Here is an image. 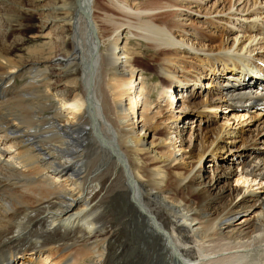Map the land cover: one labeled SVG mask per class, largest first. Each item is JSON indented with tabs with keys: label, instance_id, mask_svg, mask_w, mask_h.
<instances>
[{
	"label": "bare ground",
	"instance_id": "6f19581e",
	"mask_svg": "<svg viewBox=\"0 0 264 264\" xmlns=\"http://www.w3.org/2000/svg\"><path fill=\"white\" fill-rule=\"evenodd\" d=\"M41 1L0 0V264H264V0Z\"/></svg>",
	"mask_w": 264,
	"mask_h": 264
},
{
	"label": "rangeland",
	"instance_id": "374dc122",
	"mask_svg": "<svg viewBox=\"0 0 264 264\" xmlns=\"http://www.w3.org/2000/svg\"><path fill=\"white\" fill-rule=\"evenodd\" d=\"M29 1L30 0H20V2L23 4V5H26V6H28V3H29ZM48 0H42L41 2H40V4L42 5V4H45L46 2H47ZM231 0H220V2H223V5H225L226 7H228L230 4H231V2H230ZM130 2H132V3H135L138 7H142V8H145V7H148L149 5H150V2L151 3H153L154 5H158V4H160V0H130ZM215 3V5L218 3V0H211V2H210V4L208 5V7H210L211 5H213ZM0 5L1 6H4V3L3 2H0ZM222 4H220L219 5V7L218 8H220V9H218V10H221V8H222V6H223ZM204 8H206V6L204 7ZM2 9H4V8H2ZM115 14L116 15H118L117 13H114V17L117 19V21H122L123 19H124V17H122L123 15L121 14H119L121 17H118V16H115ZM169 16L170 15H168V16H162V18L160 19V20H158L161 24H165V22L169 19ZM41 19H44V17H41V16H38V17H33V18H30V19H25L24 20V22L25 23H27L28 22V24H37L39 21H41ZM126 20V19H125ZM204 23H205V21H204ZM1 25V24H0ZM205 26L206 27H208V31H209V34L210 35H214V36H217L218 38H219V40H218V38H217V41H216V43H210L209 44V46H214V44H218L219 43V41H220V39H226V36H225V38H221L222 36H223V33H221L220 32V30L219 29H214V28H212V26H210L208 23H206L205 24ZM105 28V29H104ZM100 29H103V30H101V32H102V36H108V31H106V30H108V27H105V26H101L100 25ZM104 32V33H103ZM104 34V35H103ZM106 34V35H105ZM35 34H33V33H29V34H27L26 35V39H25V45H27L28 47H34V46H36V45H42V44H44L45 43V41L44 40H41V39H39V38H34L33 39V36H34ZM215 38V37H214ZM136 39V40H135ZM145 42L143 41V40H141V39H139V38H135V37H133V39L132 38H128V40H127V44L128 45H130L131 47H132V50H135L137 53H139V55L141 56V57H143L142 59H140L139 60V62L137 61L136 62V64L138 65V67H140V73H138L139 75H142L143 77H145L146 78V81L148 82V83H150V86H152L153 88H152V91H151V95H150V98H151V100H152V102H155V101H157V99H159V92L162 90V88H161V86L160 85H162L163 84V81L156 75V63L157 62H160V59L163 57V53H160V52H156V51H154V49L153 48H151V49H148L146 46V43L144 44ZM30 44H31V46H30ZM27 47H24L23 48V50H20L19 51V53H22V54H25V49H26ZM193 60H195L193 57H191V60H190V62L191 61H193ZM195 62L197 63V61L195 60ZM254 63H257V64H261V62H258V61H255L254 60ZM191 65V64H190ZM193 68H194V71H197V68H195V65H191ZM49 72H51V69L50 70H48ZM204 80V79H203ZM145 81V82H146ZM204 82H205V80H204ZM18 83L20 84L21 82L20 81H18ZM155 84V85H154ZM160 84V85H159ZM201 103V99H196V100H194L193 102H192V104H191V106H194V105H197V109H196V113H199L198 112V109H199V107H198V105ZM190 110H192L193 111V113H191L192 115L193 114H195V112H194V109H192V107H188ZM223 110H224V108H223ZM222 110V111H223ZM263 120H264V117L262 118ZM262 119H260V121H256V120H252V121H250V123L251 124H249V126H250V128H251V134H249V133H246L245 135H244V137L245 138H247L248 140L250 139V137L251 136H253V134H256V133H259L261 136H264V121L262 120ZM221 120H222V118L221 117H218L217 118V120H215L213 123H211L210 124V126H208L207 127V129L206 130H202L203 128H205V125H201L200 127L199 126H195V124L193 125V130L195 129V130H197V133L199 134V136H204V134H205V132L206 131H209L208 132V135H210L209 136V138H208V140L207 141H209V140H211L212 141V143L215 141V138H213V136H215L216 137V135L214 134L215 132L213 131L215 128H217L218 127V125L221 123ZM191 123H193L192 121H191ZM259 123V124H258ZM187 125V126H186ZM190 123H186L185 124V128H184V132H183V137L182 138H184V139H186V141L188 142L189 140H187L188 138L190 139V132H189V128H190ZM197 125V124H196ZM231 126V125H230ZM239 126V125H238ZM238 126H236L235 128H237ZM186 129V130H185ZM200 129V130H199ZM212 129V130H211ZM258 131V130H260V131H256V130ZM202 131V132H201ZM212 133H211V132ZM252 131H256V132H254V133H252ZM214 132V133H213ZM214 134V135H213ZM214 140V141H213ZM238 141L240 140V138H238L237 139ZM186 142V146H188V143ZM207 143V142H206ZM241 143L240 142H238L237 143V146H239ZM230 148H232V147H230ZM187 149H189V148H187ZM234 149H235V147H234ZM195 154H197V152H195ZM209 166V161L208 160H205L204 161V163H203V166H202V168H203V170L204 169H206L207 171H210V172H212V169H213V163H210V166ZM198 171H200V169L198 170ZM210 174V173H209ZM212 174V173H211ZM235 180V178H232L230 181L231 182H233L232 184H234L235 182H234V180ZM256 187V186H255ZM121 209H118L117 210V215H116V217L117 216H119L120 214H121V212L123 211V209L124 210H126L127 209V204L125 203V202H122L121 204ZM110 209H112V207L110 206ZM119 212V213H118ZM115 248L116 247H113V250H112V252H111V254H113L114 253V251H115ZM16 263H19V261H17Z\"/></svg>",
	"mask_w": 264,
	"mask_h": 264
}]
</instances>
